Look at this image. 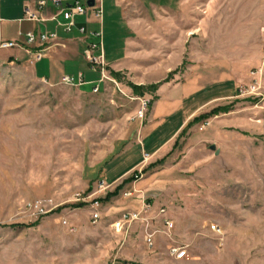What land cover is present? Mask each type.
<instances>
[{"label":"rangeland","instance_id":"1","mask_svg":"<svg viewBox=\"0 0 264 264\" xmlns=\"http://www.w3.org/2000/svg\"><path fill=\"white\" fill-rule=\"evenodd\" d=\"M103 2L105 48L122 61L120 71L105 63L107 79L98 90L51 86L30 67L10 63L8 49L0 50V264H264V0ZM137 17L153 18L161 30L186 18L196 58L243 64L249 75L237 90L256 89L244 96L236 91L232 99L208 107L200 114L207 117L188 127L169 150L153 159L144 155L148 165L131 173L139 175L136 187L124 186L104 200L123 182L99 180L105 163L140 144L147 124L155 90L140 79L149 81L147 74L164 70L156 60L151 64L149 57L130 54L131 39L148 28L143 21L132 27ZM142 39L153 42L149 51L158 58L166 55L170 40L179 46L178 37ZM188 59L177 69L178 80H184ZM132 85L143 86V94ZM205 120L210 124L201 131ZM100 184L103 217L91 224L90 204H74L89 185L93 191ZM124 192H144L151 210L167 209L175 228L156 237H167L165 242L149 247L141 224L115 225L138 200ZM37 201L50 213L34 214L29 204ZM174 247H186L189 258L176 262Z\"/></svg>","mask_w":264,"mask_h":264},{"label":"crops","instance_id":"2","mask_svg":"<svg viewBox=\"0 0 264 264\" xmlns=\"http://www.w3.org/2000/svg\"><path fill=\"white\" fill-rule=\"evenodd\" d=\"M38 1L0 0V39L5 42H18L22 44L21 47L8 49L9 51L4 54L9 62L30 67L33 70L35 78L51 86L61 84L62 78L65 75L75 77L81 75L84 81V85L82 86L85 87L96 88L105 82L106 80L102 79V76L97 77V70L91 67L84 55L86 44L90 42V34L99 31L101 28L96 19L89 14L84 22L76 20V28L68 33L63 26L58 25L59 22L65 23L62 17H59L58 22L51 20L57 13V10L52 5V0H46L48 6L43 10V16L47 19L46 22L37 23L24 20L25 7L28 4L34 5ZM75 1L86 4L88 0H66L65 3L71 4ZM168 15L170 16L169 9ZM140 21L146 23L148 27L147 32L142 30V33L138 32L135 34L136 37H133L131 42L128 41L132 44V48H129L132 51L130 54L134 57H149L152 60L151 64H155L153 60H156L158 62L157 67L164 68V70L156 75L147 74L148 76L145 77L149 81L140 79L142 83L157 85L154 92L155 97L147 117V124L140 133V144L133 145L112 161L106 162L103 173L102 171L100 173V181H102V177H104L105 181L112 183L124 181L130 177L131 173L138 170L140 166L149 163L144 161L145 154H148L152 159L162 155L179 140L182 133L186 131L193 120L199 117L203 111L218 102L232 99L236 94L239 82L247 78L248 72L243 64H232L222 61L203 63L201 59H197L195 44L190 42L188 46L186 18H178V25L168 30L164 28L166 31L163 28L162 30L156 29L154 19L150 17H146V19H140L139 17L133 19L131 21L132 27L138 28L140 25L138 23H141ZM169 21V18H164V26H167ZM80 27L85 28L84 34H80L78 31ZM30 31H34L37 34L46 32L56 34V38L45 45L47 50L39 60L35 59V54L42 50L39 44L37 43L30 47L26 45L25 39L20 35L21 33L25 34ZM144 36L148 38L154 36L163 38L178 37L179 46H176V43L174 44V41L170 40L168 48H164V54L166 55L158 58L153 54V51H149L153 48V42L150 43L148 40L146 45V42L142 39ZM192 36L194 35L192 34ZM103 37L105 48L107 39L105 36ZM148 44L151 47H145L149 46ZM30 50H32V53L29 52ZM112 53L108 55L105 48V63L107 62L116 71H120L121 68L119 67H121L120 62L122 59ZM143 54L146 56H143ZM185 56H189L188 60L190 63L187 65L184 73H182L184 80H178L179 77L176 76L177 69L183 65ZM168 78L169 80H167ZM156 164H158V160L153 162L152 165L154 166L146 167L147 171L155 167ZM132 184L133 187L137 186V182H131L127 185ZM90 188L92 189V185L88 186V190ZM135 193H137L135 194L136 196H134V193L133 196L137 197L138 200L133 203L134 209H131V211L141 209L142 196H145L144 192ZM147 217L152 219L149 221V230L158 231L154 242L156 240L157 243L162 244L167 240V237L160 236L158 239L156 237L158 235H166L163 232L165 230L162 223L163 217L159 215V210L154 209H150ZM165 217L173 220L168 213ZM135 223L142 225L144 233L146 224L142 221ZM175 261L179 263L185 262V260L179 261L176 259Z\"/></svg>","mask_w":264,"mask_h":264},{"label":"built area","instance_id":"3","mask_svg":"<svg viewBox=\"0 0 264 264\" xmlns=\"http://www.w3.org/2000/svg\"><path fill=\"white\" fill-rule=\"evenodd\" d=\"M66 0H52V5L56 8L57 13L51 18L53 21H57L59 17H62L65 23H58V25H61L64 27L65 31L70 33L76 28V20L79 17H85L91 14L96 21L100 25V30L96 32H92L90 34V42H87L86 49L84 51V55L86 59L88 60L91 67L95 70L100 68V71L102 73V79H107L106 73H105V53H104V38H103V22H104V2L103 0H94V6L89 7L88 4H83L79 1H75L71 4L65 3ZM48 6V2L46 0H39L36 2V4H28L25 7L24 10V20L31 21V22H37V23H44L47 21V19L43 16V10ZM1 8V3H0ZM1 20V18H0ZM78 31L80 34L85 33V28L80 27L78 28ZM21 37L25 39V43L28 46H34L35 44H39L40 48H42L41 51L35 54V59L39 60L46 52L47 48L45 47L46 44H48L50 41L56 38V34H49V33H35L34 31L27 32L25 34H20ZM263 35V54H264V27L262 30ZM22 44L18 42H5L0 39V50L4 49H11L16 47H21ZM30 50L29 52H31ZM61 84L66 86H73V87H79L84 85V81L82 79V76H72V75H65L62 78ZM99 86L95 88V90H98ZM256 89L255 85H252L248 88L246 87H239L237 90V93L239 96L244 95H251L253 94L254 90ZM150 100L145 101L143 103L142 110L140 112V118H144L145 111H147V107L150 105ZM210 122L208 120L203 121L201 125L199 126V130H204L207 126H209ZM149 155L145 154V158H148ZM136 180L139 178L138 173L135 175ZM135 180V181H136ZM102 184L98 186V189H95L92 191H88V194L86 196H80L77 195L76 201L78 203L83 202L86 204H90L91 206V218L90 222L91 224H97L102 219V203L100 201V198H97L99 193H102ZM125 197H132L133 192H124L123 194ZM29 207L31 210H33L34 214L38 216L46 215L49 212V210L46 208V205H44L41 201H37L34 203H30ZM151 209V205L146 202L145 196H142V207L138 211H131L126 210L121 213V218L115 224L116 226H120L121 224H131L134 222L142 221L145 225L144 230V239L145 242L149 247L154 246V238L155 235L158 233V231H150L149 230V221L151 218L147 217V214L149 213ZM167 214L166 208H160L159 209V215L163 217L162 223L165 228L163 232H165L167 235L175 228V223L172 219L165 217ZM152 220V219H151ZM64 225H66L71 232L75 231L76 227L71 224L68 221H64ZM172 255L176 260L182 261L189 258V253L186 247H174L172 248Z\"/></svg>","mask_w":264,"mask_h":264},{"label":"trees","instance_id":"4","mask_svg":"<svg viewBox=\"0 0 264 264\" xmlns=\"http://www.w3.org/2000/svg\"><path fill=\"white\" fill-rule=\"evenodd\" d=\"M112 75H117L116 73H114V72H112ZM167 80H169V78L167 79ZM166 80V81H167ZM132 87V89L134 90V92L137 94V95H139V96H141L142 94H143V90H144V88H143V86H135V85H132L131 86ZM156 88H157V85H151V89L152 90H156ZM227 109H225V111H226ZM205 117H207V116H199V117H197V118H195L194 120H193V122L189 125V127L191 126V125H193V124H195V123H198L199 121H201L202 119H204ZM163 161L162 160H160V161H158V163H162ZM151 166H154V165H151ZM148 169H145L144 170V172H146ZM135 175H136V172H135V174H132L130 177H128L127 179H125L116 189H115V191L114 192H110V193H108L107 194V196L104 198V200H109V199H111V198H113V197H115V196H117V194H118V192L125 186V185H127L128 183H131V182H134L135 180H136V178H135ZM88 191H91V188L88 190ZM87 204L86 203H83V202H80V203H77V204H75L74 205V207L75 208H81V207H84V206H86Z\"/></svg>","mask_w":264,"mask_h":264},{"label":"water","instance_id":"5","mask_svg":"<svg viewBox=\"0 0 264 264\" xmlns=\"http://www.w3.org/2000/svg\"><path fill=\"white\" fill-rule=\"evenodd\" d=\"M87 4L89 7H93L94 6V0H88ZM211 149L216 150V147L213 145V146H211ZM216 153H219V150H216Z\"/></svg>","mask_w":264,"mask_h":264}]
</instances>
